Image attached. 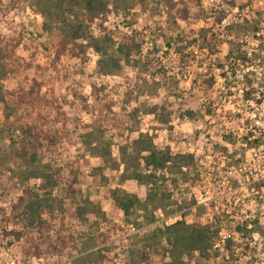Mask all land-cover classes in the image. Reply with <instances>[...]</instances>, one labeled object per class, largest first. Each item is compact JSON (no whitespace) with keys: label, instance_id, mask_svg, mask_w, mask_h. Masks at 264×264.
<instances>
[{"label":"rangeland","instance_id":"rangeland-1","mask_svg":"<svg viewBox=\"0 0 264 264\" xmlns=\"http://www.w3.org/2000/svg\"><path fill=\"white\" fill-rule=\"evenodd\" d=\"M174 1L178 5L172 9L163 0H127L128 10L113 11L103 32L116 44L99 64L101 55L94 49L82 56L66 51L56 58L59 26L47 9L61 1L0 0V86L11 91L30 89L33 79L41 83L37 111L9 99L18 107L13 119L36 115L32 121L42 135L44 161L64 168L63 176L75 180L72 187L78 192L68 197L70 184L56 190L55 195L65 197L66 211L56 214L54 225L45 230L52 235L50 247L41 242L43 231L30 236L22 229L13 207L24 186L16 176L12 159L17 158L11 149L20 132L5 120L0 103V250L9 249L23 264H139L144 254L143 264H167L172 261L170 244L160 236L159 226L181 219L209 223L225 211L232 217H224L210 256H183L182 264H264V144L249 143L264 134L263 108L258 106L264 99V0ZM221 11L227 15L217 23ZM128 25L144 33L137 66L126 63L117 51ZM201 29H209L207 42ZM234 45L250 59L233 64L229 53ZM16 58L25 63L19 69L12 65L18 71L13 72L9 67ZM164 73L177 83L179 95L166 109L160 106L176 98L162 84ZM248 79L254 87L250 97ZM73 91L87 97L88 108ZM155 106L160 107L156 113ZM186 109L197 113L195 120L181 117ZM140 132L152 135L159 148L170 146L174 154L193 153L201 174L187 183L159 184L156 197L161 205L135 207L126 218L108 191L121 187L145 201L150 187L122 180V165L119 169L107 163L92 146L108 145L114 162L121 164L120 149L130 147ZM40 184L29 182L32 188ZM86 197L101 215L77 217L76 202ZM246 221L254 231L252 238L236 230ZM13 231H22L21 238ZM229 238L230 251L225 246Z\"/></svg>","mask_w":264,"mask_h":264},{"label":"trees","instance_id":"trees-1","mask_svg":"<svg viewBox=\"0 0 264 264\" xmlns=\"http://www.w3.org/2000/svg\"><path fill=\"white\" fill-rule=\"evenodd\" d=\"M58 1H61L59 6L55 5L53 7V5H48L47 9L49 17L59 26L58 39L60 41V49L56 52V58L60 59L66 51L70 52L73 56H82L86 54L88 49H94L101 55L99 64L103 63L105 56L108 55V49L113 44H116L112 36L103 32L105 31L104 24L113 11L119 13L122 9L128 10L126 9L127 0ZM139 1L144 2L146 0ZM163 1L168 3L169 6L171 4L172 9L178 5V2L174 0ZM64 4H66V7H64ZM184 13L187 14V9L184 10ZM221 14L222 16L216 20L217 23H222L227 15L225 11H221ZM182 18H186V15H182ZM46 26H48V30L52 29V25L49 23H46ZM95 27L99 30L98 35L94 33L93 29ZM127 28H130V31L121 32L117 43V51L122 55L126 63L131 66H137L140 63V59L137 57L141 55L145 43L144 33L133 29L131 25H128ZM255 29L257 28L255 27ZM208 32L209 29L200 30V36L205 42L209 40ZM195 41L197 42L199 39H195ZM180 49L178 48V50ZM229 54V58L236 66L240 62L250 59L248 53L236 45L232 47ZM10 59L12 60V56H10ZM24 63L22 58H16L14 62H11L9 68L13 72H18L16 71L17 69H11V66H17L19 69ZM2 67V71H6L5 65ZM248 80L250 87L246 91V96L250 97L252 94L250 90H254V87L252 81ZM162 84L168 90V95L176 98L173 101L166 100L160 106L166 109V105H172L173 102H176L179 95L176 93L177 83H174L172 78L168 77L166 73H164L162 78ZM40 92L41 83L36 79H33L30 89L20 87L10 91L0 86V103L5 108V120L10 122L11 127L20 132L18 140H13L11 143L12 152L15 153V157L17 158L15 160L12 159V162L17 164L16 176L24 186L23 195L13 207L14 216L16 215V218H18L17 223L22 226L25 232L30 233V236H33L35 232L43 231V234H40L41 242L50 247L53 243L52 235L45 233V230L54 225V220L58 217H56V214L63 216L66 211L64 209L65 197L59 198L58 195H55V192L62 184L65 186L70 184L71 187L66 189L65 194L71 198L76 197L78 192L72 187L75 180L72 183L69 182L63 176L64 168L44 161L39 150L44 146L42 135L38 130L37 123L32 121L34 113L29 112L28 117L23 116L13 119L14 116H17L16 111L18 107L17 105L12 106L9 103V99L11 98L17 104H23L26 110L33 107V110L37 111L42 99ZM73 96L76 99H80L83 106L88 108L87 97L79 95L76 91H73ZM160 107L155 106L152 108V112L156 113ZM182 111L181 117H186L189 120L196 119L197 113L195 111L189 109ZM34 118L37 119L36 115ZM260 135L254 142L249 143L253 146L263 145L264 134ZM98 144L92 146L93 152L102 157L107 163L114 164L115 168L120 169L122 165V180H135L140 184L150 187V194L145 201H142L137 195L130 194L121 187L108 191V195L123 211L126 218L131 215L135 207L139 206L147 210L150 205L155 207L161 205L156 197L159 184H165L167 180H170L172 183H179L180 181L187 183L188 181L191 182L193 175L199 176L201 174V166L198 164L196 156L193 153L174 154L170 146L159 148L153 136L149 133L140 132L138 137L132 141L130 147L123 146L120 149L121 164L114 162L108 145ZM32 179L40 180L41 184L37 188L30 187L29 182ZM210 205L213 206V202H210ZM75 210L77 217L80 219H84L88 214H102L99 207L89 197H86L82 203L76 202ZM45 215H49V218L45 217ZM224 217L230 218L232 215L222 211L216 214L215 221L209 223L192 224L188 223L185 219H181L170 225L159 226L158 232L160 236L166 237L170 244L169 250L171 251L170 257L172 261L167 264H182L183 256H190L196 253L201 258L209 257L210 250H213L218 240H220V234L224 228ZM150 219L155 221L153 217ZM236 230L240 231L245 238H252L254 232L253 229L248 228L247 221L243 224H238ZM11 233L15 234L16 238H21L22 231H13ZM232 243L231 238L227 239L225 246L229 251ZM37 250H40V247H37ZM38 254L40 255L39 252ZM88 256L90 257L91 254ZM231 256H234L233 252H231ZM141 259L143 262L146 259V254ZM142 262L139 264H143ZM200 264L206 263L202 262Z\"/></svg>","mask_w":264,"mask_h":264},{"label":"built area","instance_id":"built-area-1","mask_svg":"<svg viewBox=\"0 0 264 264\" xmlns=\"http://www.w3.org/2000/svg\"><path fill=\"white\" fill-rule=\"evenodd\" d=\"M257 34L260 35L261 33L258 32ZM258 106L263 108V112L261 113V117H262L263 113H264V99L261 102H258ZM260 146H262V145H260ZM0 264H23V263H21V261H19L16 258V256L12 253V251H10L9 249L5 250V249L1 248V250H0Z\"/></svg>","mask_w":264,"mask_h":264}]
</instances>
